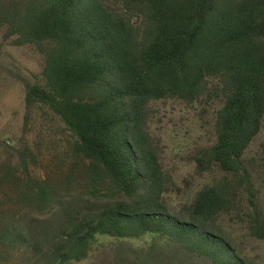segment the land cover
<instances>
[{"label":"trees","instance_id":"trees-1","mask_svg":"<svg viewBox=\"0 0 264 264\" xmlns=\"http://www.w3.org/2000/svg\"><path fill=\"white\" fill-rule=\"evenodd\" d=\"M0 23L44 55L42 84L15 77L26 108H47L89 162L78 180L71 170L56 185L28 181L34 209L0 200V264H78L100 238L123 243L108 264H253L218 221L246 195L248 232L264 239L242 159L264 120V0H18ZM212 97L215 143L195 164L223 176L172 209L148 105Z\"/></svg>","mask_w":264,"mask_h":264},{"label":"rangeland","instance_id":"rangeland-1","mask_svg":"<svg viewBox=\"0 0 264 264\" xmlns=\"http://www.w3.org/2000/svg\"><path fill=\"white\" fill-rule=\"evenodd\" d=\"M17 1L0 0V11ZM6 29L0 23V200L19 214L34 209L21 196L28 181L56 185L71 170L78 180L89 162L74 152V138L47 108H26L24 88L15 77L42 84L44 55L35 46L14 45L15 38L7 37ZM216 84V80H209L210 86ZM219 107L220 99L215 97L191 105L178 99L148 105L146 128L160 149L163 170L171 180L164 197L172 209L189 204L199 190L223 176L217 168L197 172L195 164L196 154L215 143L213 125ZM242 159L250 172L257 206L264 213V120ZM249 211L246 195H242L238 211L222 215L218 223L250 262L264 264V239L258 240L248 232ZM143 242L125 244L142 248ZM122 244L100 238L88 258L78 264H108L111 257L122 252L118 251Z\"/></svg>","mask_w":264,"mask_h":264}]
</instances>
